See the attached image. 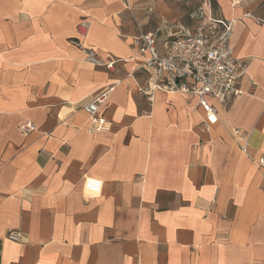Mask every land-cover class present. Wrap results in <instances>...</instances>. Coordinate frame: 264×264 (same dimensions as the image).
Returning a JSON list of instances; mask_svg holds the SVG:
<instances>
[{
    "label": "crops",
    "instance_id": "obj_1",
    "mask_svg": "<svg viewBox=\"0 0 264 264\" xmlns=\"http://www.w3.org/2000/svg\"><path fill=\"white\" fill-rule=\"evenodd\" d=\"M215 2L250 62L245 95L208 99L219 121L205 132L197 96L138 91L126 5L150 32L144 10L169 18L165 2L0 0V264H264V20L248 0ZM82 18L114 72L72 43ZM108 90L110 129L91 134L84 106ZM26 119L37 129L23 136Z\"/></svg>",
    "mask_w": 264,
    "mask_h": 264
},
{
    "label": "built area",
    "instance_id": "obj_2",
    "mask_svg": "<svg viewBox=\"0 0 264 264\" xmlns=\"http://www.w3.org/2000/svg\"><path fill=\"white\" fill-rule=\"evenodd\" d=\"M230 1L233 9H236L243 0ZM126 9L138 27L133 45L141 57L139 71L145 73L138 91L150 100L158 92L197 96L199 105L206 113L201 128L205 132L209 131L219 120L217 109L208 99L216 100L228 108L238 97L246 94L239 84L248 71L250 60L234 56L231 40L235 22L216 16L213 0H201V7L194 15L197 25L193 30L175 24L153 7H147L144 10L145 17L150 19L151 16H157V26L153 31L146 32L130 4L127 3ZM90 27V21L82 18L77 25L78 36L72 43L83 51L89 63L114 72L118 60H106L95 50L85 47L84 40ZM109 93V90L98 93L84 106L92 123L89 129L91 134L110 129L111 123L101 114V107L107 102ZM36 129V125L29 119L19 125L23 136L30 135ZM234 134L239 137L240 132L236 130ZM242 151L247 152L246 148H242ZM258 164L264 169V157ZM7 238L20 242L22 234L12 231Z\"/></svg>",
    "mask_w": 264,
    "mask_h": 264
},
{
    "label": "rangeland",
    "instance_id": "obj_3",
    "mask_svg": "<svg viewBox=\"0 0 264 264\" xmlns=\"http://www.w3.org/2000/svg\"><path fill=\"white\" fill-rule=\"evenodd\" d=\"M141 3L147 5L157 1L165 2L172 10L169 16L170 20L178 25H182L184 28L193 30L196 27V20L194 15L196 11L201 7V0H139ZM215 15L218 10V4L215 5ZM247 11L252 13L257 18L264 20V0H248L246 5Z\"/></svg>",
    "mask_w": 264,
    "mask_h": 264
},
{
    "label": "trees",
    "instance_id": "obj_4",
    "mask_svg": "<svg viewBox=\"0 0 264 264\" xmlns=\"http://www.w3.org/2000/svg\"><path fill=\"white\" fill-rule=\"evenodd\" d=\"M214 3V2H213ZM215 5H216V2H215Z\"/></svg>",
    "mask_w": 264,
    "mask_h": 264
}]
</instances>
